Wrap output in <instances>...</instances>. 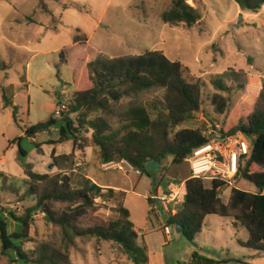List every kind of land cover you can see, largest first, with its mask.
I'll list each match as a JSON object with an SVG mask.
<instances>
[{"label": "rangeland", "instance_id": "374dc122", "mask_svg": "<svg viewBox=\"0 0 264 264\" xmlns=\"http://www.w3.org/2000/svg\"><path fill=\"white\" fill-rule=\"evenodd\" d=\"M197 8L202 19L193 27L185 24L165 23L163 14L173 6V0H0V217L5 221L9 234L22 231V224L9 214L22 217L32 207V198L21 199L25 187V165L30 164L35 172H54L50 169L52 155L71 153L73 138L59 143L61 128L65 126L64 114H69L73 96L84 84V61L95 50L111 57L139 55L145 51L161 50L173 61H180L186 68L189 81L204 84L203 111L194 121L181 126L208 132L211 126H222L226 114L220 115L212 104L217 90L213 79H222L230 88L228 97L231 111L244 93L250 77L264 79V7L260 12L243 11L235 0H186ZM247 13L240 21V15ZM80 30L89 41L86 45L74 43ZM65 51L66 63L60 62V52ZM4 64L6 68H4ZM4 93L18 108L6 107ZM165 90L160 89L148 102L152 117L157 116L156 100L164 99ZM62 103L68 109L59 113ZM75 124L81 114H69ZM98 113L89 115L88 119ZM51 117L57 123L50 129L29 135L27 129ZM93 131L83 125L81 144L90 145ZM41 145V152L38 151ZM89 147V146H88ZM91 147V146H90ZM22 149L26 156L21 154ZM84 150V149H82ZM92 156L102 168L97 150ZM169 155L163 171L154 175L137 176L134 172L98 171L101 175H113L126 187L134 190L127 198V208L142 213L148 208L146 195H156L158 189L176 191L182 181L192 175L191 164L186 161L175 164ZM78 169L82 167H76ZM83 175L72 174L77 188ZM237 187L256 192L254 184L239 178ZM210 187V183L206 182ZM232 188L224 190L222 200L227 201ZM102 196L108 205L101 206L100 214L115 219L117 207L110 204V193ZM122 195L120 199L122 200ZM156 208L161 209L159 203ZM151 232L146 235L150 252L162 258L164 264H192L193 251L204 257L227 264H259L250 259H264V252L244 247L247 240L244 229H234L231 218L217 215L206 218L203 233L196 241L187 240L182 233L171 229V241L166 239L164 227L167 222L159 213H151ZM140 229V224L136 222ZM243 230V231H242ZM31 241L13 237L15 247L31 254L39 242H50L64 247V235L59 227L47 221L45 215H32ZM71 248L74 264H116V258L126 259L119 245L100 240L98 237L78 238ZM28 264L16 251L4 252L0 239V264ZM250 262V263H249Z\"/></svg>", "mask_w": 264, "mask_h": 264}, {"label": "trees", "instance_id": "16d2710c", "mask_svg": "<svg viewBox=\"0 0 264 264\" xmlns=\"http://www.w3.org/2000/svg\"><path fill=\"white\" fill-rule=\"evenodd\" d=\"M243 11L260 12L264 0H235ZM202 19L198 9L186 0H173V6L163 14L165 23L185 24L193 27ZM89 38L77 30L74 43L86 45ZM65 51L60 52V62L66 63ZM85 81L75 92L69 114H81L77 126L69 114H64L65 126L61 128L59 143L73 138V150L68 154L52 155L55 171L35 172L30 164L25 165V187L21 199L32 198L34 204L24 216L10 212V216L22 224V231L9 234L5 221L0 217V239L4 252L13 249L28 264H73L71 248L78 238L98 237L113 242L128 254L134 264H148L149 251L139 242V234L131 218L130 210L122 203L117 207L115 219L100 214L101 206L95 199L104 196L102 188L85 178L81 187H75L72 174L76 168V150L88 146L98 152L101 164L113 160L127 159L142 174L153 173L146 168L149 161H157L162 172L164 160L174 156L175 164L188 160L194 150L208 139L197 128L181 126L197 119L203 111L202 89L199 80L189 81L186 68L180 61H173L161 50L145 51L139 55L111 57L95 50L84 61ZM4 68L6 65L4 64ZM217 90L212 104L220 115H225L220 133L224 136L243 131L254 138L251 152L242 157L239 175L255 185L257 191L232 187L227 201L217 192L218 183L210 187L199 178L185 179L179 194L184 197L182 209L170 212L167 226L180 225L182 234L194 241L203 231L205 220L210 215L234 218L237 226L244 227L248 239L244 247L264 252V79L250 77L243 96L229 110V99L222 93L231 88L222 80L212 81ZM160 89L165 90L164 99L156 100L157 116L152 117L148 102ZM5 106L14 108L17 119L18 108L4 93ZM98 113L92 119L89 115ZM57 119L51 117L27 129L29 135L52 128ZM86 125L93 131L90 145L81 144L80 132ZM41 152V145H38ZM21 154L26 153L20 149ZM41 212L47 221L59 227L64 235V247L50 242H39L31 254L15 247L12 238L30 242L32 215ZM215 262L214 260H209ZM13 264L17 260L12 261Z\"/></svg>", "mask_w": 264, "mask_h": 264}, {"label": "built area", "instance_id": "2783aa9c", "mask_svg": "<svg viewBox=\"0 0 264 264\" xmlns=\"http://www.w3.org/2000/svg\"><path fill=\"white\" fill-rule=\"evenodd\" d=\"M67 109V104L62 103L59 113L65 112ZM209 127V131L204 132L208 141L195 149L187 161L191 164V177L202 179L205 183L209 182L210 186L213 182H217L219 184L218 195L223 198L224 190L234 187L240 178V161L243 156L251 152L252 143L243 131L224 136L220 133L221 126L219 124H216L215 127L209 125ZM102 168L105 171L116 170L124 173L134 172L137 176L142 175L141 170L127 159L103 163ZM177 198L178 195H174L172 200L175 201ZM163 199L169 200V196L166 195ZM95 201L100 206L108 205V201L102 196L97 197ZM165 233H171L169 226H165Z\"/></svg>", "mask_w": 264, "mask_h": 264}, {"label": "crops", "instance_id": "0c3cea01", "mask_svg": "<svg viewBox=\"0 0 264 264\" xmlns=\"http://www.w3.org/2000/svg\"><path fill=\"white\" fill-rule=\"evenodd\" d=\"M242 15L245 18V17H247L248 14L244 13ZM93 151H94V148L90 147V146L86 147L84 150H76V161H77L76 167H82V168H80V169L75 168L74 173H78L80 171L81 174L83 175L81 181L78 184V187H81L83 185L85 178L90 179L93 183H95L96 185H98L99 187L102 188L103 193H105V194L110 193V195L112 196V199H110L109 196L107 197V199L110 200V204L113 203V205H112L113 207H117V204L114 203V200H116L115 202H118V203L121 202L124 206H127V198L130 195H132L131 192H133L134 190L126 189V187L119 181V179L117 177H114L113 175H101L98 171L104 172L105 170L97 165V163H96L97 159H95L92 156ZM66 154H68V153H66ZM184 183H185V180L181 182V184L179 185V187L176 191L174 190V188H170V190H167V189L165 190L164 188L160 187L158 189L156 195H152V196L146 195L145 197H146V200L148 201V208H146L145 211L142 213L134 214V211L130 207L128 208L131 212V218L135 224V229L139 234V242L142 245H146L148 248V251H149V263L148 264H164V262L162 261V258L161 259L155 258L154 254H152L150 252L151 251L150 246H149V243L146 239V235L152 231V229H150V227H149V224L151 222V216L150 215H151V213H154V214L159 213L166 220L168 217V214L170 212L176 213L177 211L182 209L183 203H184V197H182L179 194V191L181 190ZM120 195H122V197H123L122 200L120 199ZM166 195L169 196V200L163 199ZM174 195H178V198L175 201L172 200ZM157 203L160 204L161 209L156 208ZM210 216H213V215H210ZM210 216H208V217H210ZM222 218H224V217H222ZM231 219L233 222V228L234 229L241 228V229H244L246 231V229L244 227L236 225V221L234 218H231ZM136 222H138L140 224V226H141L140 229L138 228V225ZM164 233H165V227H164ZM202 233H203V231H202ZM202 233L194 241L199 239L200 236L202 235ZM170 234L165 233L166 239L168 241L172 240V238L170 237ZM247 236H248V232H247ZM247 239H248V237H247ZM111 243H113V242H111ZM126 257H127V260L126 259L121 260L119 257H117L116 258V264H134L131 261V259L129 258L128 254H126ZM200 257H201L200 253L198 251L194 250L193 251V260L191 261L192 264H197L196 260H197V258H200ZM201 259H203L202 264H227L226 261L214 260L215 262H210L207 260V259L212 260L209 257H204ZM251 260L253 262H257L259 264H264V259H260V260L259 259H256V260L250 259V262H251Z\"/></svg>", "mask_w": 264, "mask_h": 264}, {"label": "water", "instance_id": "95a60500", "mask_svg": "<svg viewBox=\"0 0 264 264\" xmlns=\"http://www.w3.org/2000/svg\"><path fill=\"white\" fill-rule=\"evenodd\" d=\"M240 17H241L240 21H242L243 15L241 14ZM248 139L250 140L251 143H253L254 138L248 137ZM53 168H55V164L52 162V164L50 165V169H53ZM146 168H147V170H149L153 173L154 178L156 179L157 174L159 173V171L161 169V165L159 162L152 160L146 164ZM175 230L179 233L183 232V229L180 225H176Z\"/></svg>", "mask_w": 264, "mask_h": 264}]
</instances>
